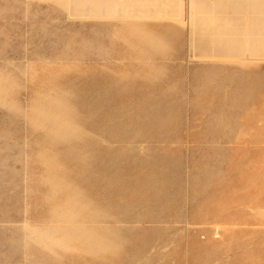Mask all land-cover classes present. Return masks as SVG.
<instances>
[{"label": "rangeland", "instance_id": "rangeland-1", "mask_svg": "<svg viewBox=\"0 0 264 264\" xmlns=\"http://www.w3.org/2000/svg\"><path fill=\"white\" fill-rule=\"evenodd\" d=\"M0 264H264V0H0Z\"/></svg>", "mask_w": 264, "mask_h": 264}]
</instances>
